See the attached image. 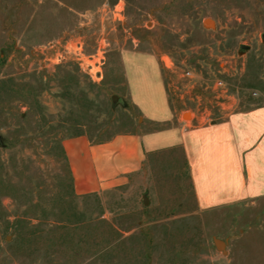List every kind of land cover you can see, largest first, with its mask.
<instances>
[{
  "label": "rangeland",
  "instance_id": "1",
  "mask_svg": "<svg viewBox=\"0 0 264 264\" xmlns=\"http://www.w3.org/2000/svg\"><path fill=\"white\" fill-rule=\"evenodd\" d=\"M143 83L172 118L143 112ZM262 104L264 0H0V264H264V197L200 210L181 146L78 195L63 145Z\"/></svg>",
  "mask_w": 264,
  "mask_h": 264
},
{
  "label": "crops",
  "instance_id": "2",
  "mask_svg": "<svg viewBox=\"0 0 264 264\" xmlns=\"http://www.w3.org/2000/svg\"><path fill=\"white\" fill-rule=\"evenodd\" d=\"M138 88L137 103L155 121L173 117L163 86ZM176 128L155 133H122L93 142L85 135L66 139L64 149L78 195L128 183L147 155L181 146L200 210L264 197V104L232 111L220 120L177 117Z\"/></svg>",
  "mask_w": 264,
  "mask_h": 264
},
{
  "label": "built area",
  "instance_id": "3",
  "mask_svg": "<svg viewBox=\"0 0 264 264\" xmlns=\"http://www.w3.org/2000/svg\"><path fill=\"white\" fill-rule=\"evenodd\" d=\"M104 50V47H100L95 56H92V58L88 57L90 61L93 62L95 59L96 61L94 63H88L86 69L82 67V69L90 75L93 81H101L104 77L102 70L105 61ZM75 54L78 56L84 55L81 50H78Z\"/></svg>",
  "mask_w": 264,
  "mask_h": 264
},
{
  "label": "water",
  "instance_id": "4",
  "mask_svg": "<svg viewBox=\"0 0 264 264\" xmlns=\"http://www.w3.org/2000/svg\"><path fill=\"white\" fill-rule=\"evenodd\" d=\"M241 49L244 50V49H245V46L242 45V46H241ZM116 98H117V97L114 96V97H113V100H115ZM145 203H146V201H145ZM216 242H217L216 244H217L218 247H223L224 244H223L221 241H216Z\"/></svg>",
  "mask_w": 264,
  "mask_h": 264
},
{
  "label": "bare ground",
  "instance_id": "5",
  "mask_svg": "<svg viewBox=\"0 0 264 264\" xmlns=\"http://www.w3.org/2000/svg\"><path fill=\"white\" fill-rule=\"evenodd\" d=\"M208 24H213V21L212 20H207L206 21ZM186 117H190V114H186Z\"/></svg>",
  "mask_w": 264,
  "mask_h": 264
},
{
  "label": "trees",
  "instance_id": "6",
  "mask_svg": "<svg viewBox=\"0 0 264 264\" xmlns=\"http://www.w3.org/2000/svg\"><path fill=\"white\" fill-rule=\"evenodd\" d=\"M62 152H63V154H64V157L66 158V155H65V151H64V149L62 148ZM187 164V163H186Z\"/></svg>",
  "mask_w": 264,
  "mask_h": 264
}]
</instances>
